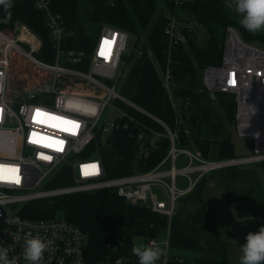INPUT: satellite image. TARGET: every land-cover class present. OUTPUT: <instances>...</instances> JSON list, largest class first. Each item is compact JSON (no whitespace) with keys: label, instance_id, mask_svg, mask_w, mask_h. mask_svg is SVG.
I'll return each mask as SVG.
<instances>
[{"label":"built area","instance_id":"2783aa9c","mask_svg":"<svg viewBox=\"0 0 264 264\" xmlns=\"http://www.w3.org/2000/svg\"><path fill=\"white\" fill-rule=\"evenodd\" d=\"M32 1L42 15L51 42V63L37 58L41 40L23 24L14 25L12 36L0 30V246L9 248V259L16 258L17 264H28L22 256L24 241L38 236L50 242L42 264H86L85 236L79 227L60 214L40 219L21 216V208L31 201L108 189L114 190L128 204L144 206L170 222L176 213L178 199L190 193L206 173L264 160V49L244 41L236 28H226L221 62L202 68L201 86L211 95L233 96L234 130L239 138L250 140V155L205 161L188 149L178 148L176 131L118 93L116 82L123 76L119 68L128 49L126 32L102 25L94 37L92 50L85 55L67 47L70 33L62 17L51 11L49 1ZM157 1L180 6L194 0ZM167 19L164 28L166 65L160 73L166 88L172 80L171 66L178 47L197 34L194 24L173 16ZM13 55H20L48 76L34 86L14 88L11 83ZM86 61L87 71L74 68ZM76 99L95 105L96 114L84 115L82 111L73 110L77 106L70 107L67 101ZM111 100L118 107L111 105ZM108 107L113 108L117 117L102 121ZM37 109L62 119L35 116ZM138 116L150 120L163 131L149 126ZM65 121L75 122L78 127ZM118 131H125L129 138L138 142L140 157L153 151L162 138L169 141L168 151L149 170L108 178L99 150L105 138ZM61 141L62 144L58 143ZM181 155L188 163L176 168L175 163ZM63 167L67 168L72 184L48 187ZM178 176L186 179L184 187L178 186ZM166 232L165 242H158L156 238L145 242L156 241L162 248L156 264H166L169 258V229ZM130 261L119 258L114 264ZM135 264H139L138 259Z\"/></svg>","mask_w":264,"mask_h":264},{"label":"trees","instance_id":"16d2710c","mask_svg":"<svg viewBox=\"0 0 264 264\" xmlns=\"http://www.w3.org/2000/svg\"><path fill=\"white\" fill-rule=\"evenodd\" d=\"M48 1L51 11L62 17L70 33L67 47L75 51L87 55L93 48L94 37L85 27L87 22L96 23L100 27L110 25L132 36L133 41L128 44L130 51L140 45L143 39L141 51L135 58L132 54L122 57L125 65H130L123 82L117 84L119 93L176 131L181 149L196 147L205 159L211 148L217 160L237 158L230 137L217 139L221 131L215 129L216 125L209 122L203 110L207 95L198 75L199 69L204 66L220 64L226 28L233 26L238 30L240 27L222 0H194L181 6L205 28L209 40L205 46H199L195 36L188 38L184 46L178 47L173 57L172 80L168 88L160 77L166 65L167 39L164 28L168 19L159 6L162 4L172 11V5L157 0H91L92 9L83 19L78 16V0ZM11 2L12 7L7 10L0 5V30L12 36L14 25L23 24L41 40L37 58L51 63L53 50L41 13L34 7L32 0ZM217 30H221V35L215 39ZM240 35L244 41L260 43L264 48L262 36L249 34L243 28ZM74 68L87 71V61ZM47 76L48 73L40 71L20 55H13L11 83L14 88L34 86L43 82ZM221 100L218 98V105L225 114V122L233 120L234 126V103ZM140 119L163 131L150 120L144 117ZM202 124L208 129L211 140L215 141L199 137ZM97 138L100 139V135ZM105 140L99 156L108 178L149 170L165 157L169 148L168 139L162 138L153 151L140 157L138 142L129 138L125 131L114 132ZM226 178L231 181L230 185H226L227 208L236 211L246 233L255 232L264 223L262 185L257 177L249 176V171L232 170ZM205 182L202 177L190 193L178 199L176 213L170 222L144 206L128 204L114 190L108 189L31 201L23 205L20 214L34 219L54 218L60 214L79 227L85 236L86 264H114L119 258L131 260L126 264H135L138 257L132 252L134 241L137 238L145 242L157 239L165 229H169L168 247L171 250L166 264H227L226 244L215 230L207 205L201 197ZM71 184L70 174L63 167L48 187ZM179 251L198 252L201 256L192 262L182 258L177 253Z\"/></svg>","mask_w":264,"mask_h":264},{"label":"rangeland","instance_id":"374dc122","mask_svg":"<svg viewBox=\"0 0 264 264\" xmlns=\"http://www.w3.org/2000/svg\"><path fill=\"white\" fill-rule=\"evenodd\" d=\"M160 2L168 3L173 6L172 11H170L166 6H163L162 4H161L162 6L161 5L159 6V9L163 8L166 17L173 16L184 22L187 21V22L194 24L196 28V32H197L196 34L197 44L199 46H205L207 44L209 40V36L207 35L205 28L199 23H197L196 19L193 17V15L189 11L183 10L181 8L183 4H181L180 6H175L174 4L169 3V2H165V1H160ZM91 9H92L91 0H78V16L80 18L84 19L89 14ZM226 9L228 12H230L233 15L234 20H236L238 24L240 25L239 23V20L241 19L240 14H238L232 8L226 7ZM85 27L87 31L89 32V34L92 33L93 37L97 36L99 29H100L99 25H96V23H92V22H87L85 24ZM241 28L243 27L240 25L239 29L237 30L240 34H241ZM245 31L249 34L260 35L264 38V29L256 33H250L247 30ZM220 35H221V30H217L215 33V39L219 38ZM128 36H129V39H128V44H129L131 43V41H133V37L130 35ZM141 42L144 43L143 39L140 40L139 42L140 45H138L136 48H133L131 51L127 49L125 55L129 56L130 54H132L135 58L141 51ZM259 44H253V45L257 46L258 48H263V46ZM1 46L2 44L0 42V49H1ZM132 61L133 60H131L130 62ZM129 65L130 63L125 65V62L123 61L120 64L119 71L123 72V76L122 77L120 76V80L116 82V89L119 86L117 84L118 83L121 84L123 82L124 77L129 69ZM201 72H202V69H199L198 75L200 74V77H201ZM205 93L207 97L202 107H203V110L207 113V118L209 122L216 125L214 126L216 127L215 129H220L221 131L217 139L220 140L222 138H226L229 136L231 141L234 143L235 157L241 158V157L249 156L250 155L249 148H250V143H251L250 140L239 138L236 135L234 126H233V120L230 121V123H226L225 114L223 113L220 106L218 105L219 103L218 98L225 100L226 103H230V102L233 103V96L230 94H224V95L217 96L216 94L211 95L207 92ZM110 104L115 107H118L114 100H111ZM116 117H117V113L113 110L112 107L111 108L108 107L107 110L102 115V121L113 120ZM201 130L202 131L199 137L203 140H211V137L208 133V129L206 128L205 124H202ZM193 133L194 135L196 134L195 131ZM211 141H215V140L212 139ZM211 146L213 147V143L211 144ZM178 148L180 147L178 146ZM190 151L194 152L195 154H198L205 161H215V159L217 160V158H215L214 156L215 153L212 151V148L208 152L209 156L207 159L203 158V155L200 153L199 150H197L196 147H192ZM187 163L188 161L185 158V156L181 155L177 159L175 163V167L181 168L185 166ZM166 168L168 167L166 166ZM232 170L237 171V172L249 171V176L251 178L257 177L258 181L260 182L264 190V160L254 162V163H248V164H242L239 166H235L233 167V169H230L227 167L215 169V170H212L206 173L203 176L206 182L202 187L201 197H202L203 202L207 205V211L211 216L215 230L218 232V234L220 235V238L226 244L227 264H240V257L242 255L241 246L245 242L244 236L246 235V232L243 228L242 223L238 220L239 218H238L236 211L232 209H228L226 206V185L231 184V181H229L228 178H226V175ZM177 183L179 187H184L186 184V179L178 176ZM235 185H238V184L235 182ZM167 230L168 229H165L160 233V235L157 238L158 242L166 241L167 239L166 231ZM139 244H145V240L144 239L141 240L137 238L134 241V245H139ZM168 251L170 254L171 250L168 249ZM177 253L185 260L192 261V262H194L201 256V254L198 252L179 251Z\"/></svg>","mask_w":264,"mask_h":264},{"label":"clouds","instance_id":"9594fccd","mask_svg":"<svg viewBox=\"0 0 264 264\" xmlns=\"http://www.w3.org/2000/svg\"><path fill=\"white\" fill-rule=\"evenodd\" d=\"M0 5L7 10L12 7V2L0 0ZM225 6L240 14L239 23L248 32L256 33L264 29V0H225ZM67 104L77 106L73 110L82 111L84 115H95L97 111L95 105L81 99L68 100ZM244 241L240 264H264V223L255 232L246 233ZM49 243L38 236L26 238L22 252L24 260L28 264H42ZM8 252L9 248L0 246V264H17L16 258L9 259ZM132 252L138 257L139 264H156L162 255V248L156 241H150L134 245Z\"/></svg>","mask_w":264,"mask_h":264},{"label":"snow or ice","instance_id":"6c2138e0","mask_svg":"<svg viewBox=\"0 0 264 264\" xmlns=\"http://www.w3.org/2000/svg\"><path fill=\"white\" fill-rule=\"evenodd\" d=\"M35 116H48L49 119H52V120H61L62 118L60 117H56V116H51L49 114H46V113H43L41 112V110L37 109L36 112H35ZM65 123H72L74 127H78V125L75 124V122H68V121H65ZM58 143H61L62 144V141L61 142H58ZM47 158V157H46ZM93 168H95L96 166L93 165L92 166ZM85 174H88L87 172Z\"/></svg>","mask_w":264,"mask_h":264},{"label":"crops","instance_id":"0c3cea01","mask_svg":"<svg viewBox=\"0 0 264 264\" xmlns=\"http://www.w3.org/2000/svg\"><path fill=\"white\" fill-rule=\"evenodd\" d=\"M239 220V219H238Z\"/></svg>","mask_w":264,"mask_h":264}]
</instances>
